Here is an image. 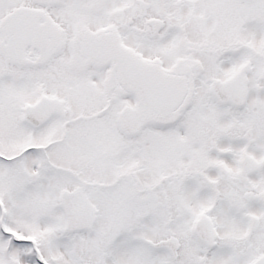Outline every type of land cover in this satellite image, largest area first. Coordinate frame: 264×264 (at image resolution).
Listing matches in <instances>:
<instances>
[{"label": "snow or ice", "instance_id": "1", "mask_svg": "<svg viewBox=\"0 0 264 264\" xmlns=\"http://www.w3.org/2000/svg\"><path fill=\"white\" fill-rule=\"evenodd\" d=\"M0 264H264V0H0Z\"/></svg>", "mask_w": 264, "mask_h": 264}]
</instances>
